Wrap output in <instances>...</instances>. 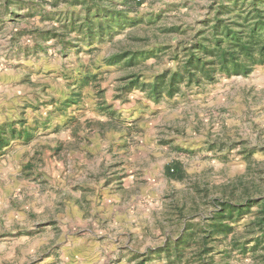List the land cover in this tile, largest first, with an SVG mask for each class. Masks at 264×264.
Wrapping results in <instances>:
<instances>
[{"label":"rangeland","instance_id":"1","mask_svg":"<svg viewBox=\"0 0 264 264\" xmlns=\"http://www.w3.org/2000/svg\"><path fill=\"white\" fill-rule=\"evenodd\" d=\"M262 17L0 0V264H264Z\"/></svg>","mask_w":264,"mask_h":264},{"label":"trees","instance_id":"2","mask_svg":"<svg viewBox=\"0 0 264 264\" xmlns=\"http://www.w3.org/2000/svg\"><path fill=\"white\" fill-rule=\"evenodd\" d=\"M254 20H256V18ZM261 20L263 22L264 21V17H262ZM258 29H259L258 26H256V30H258ZM237 34H238L239 37H241V32H237ZM236 49H240L243 54L249 56V58L253 59V61H254L255 51H253V48L251 47L250 44H248V43L244 44V43L240 42V43L237 44ZM260 56L264 57V52L261 51ZM239 58L237 56L233 55V54L230 55V53H228V54L224 53V55L222 56V60L220 61L221 68L224 71H230L229 66L232 65V70L234 71V73H237V74L241 73L240 64L237 63ZM192 61L193 60H190V63H192ZM257 61H259V60H257ZM209 65H215V63L214 62H206L204 64V66L207 67V68L204 67V69H207L208 71H210L211 67L209 68ZM188 68L190 69L191 66H189ZM190 75H191V78L195 77V74H193V73H190ZM12 137H15V136H12ZM9 140H10V137L7 136L6 129H3V130L0 129V149H2L5 145H7ZM221 215H222L221 217H224L223 216L224 214H221ZM239 215H241V210H239ZM260 225L264 226V217L260 221Z\"/></svg>","mask_w":264,"mask_h":264}]
</instances>
